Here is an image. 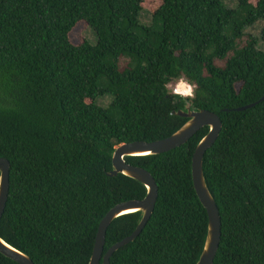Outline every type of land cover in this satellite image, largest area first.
<instances>
[{
    "label": "trees",
    "instance_id": "1",
    "mask_svg": "<svg viewBox=\"0 0 264 264\" xmlns=\"http://www.w3.org/2000/svg\"><path fill=\"white\" fill-rule=\"evenodd\" d=\"M145 1L0 0V158L10 164L0 239L33 264H89L107 212L146 196L139 182L106 176L114 148L168 138L186 122L171 112L188 102L222 125L202 160L221 221L213 264H264V0H233L234 9L226 0H159L149 26L140 22ZM257 22L259 38L246 33ZM79 23L95 45L70 43ZM181 79L194 96L169 90ZM207 133L124 158L150 174L158 195L141 233L109 264H196L207 214L191 158ZM139 219L112 221L103 255ZM0 264L16 263L0 254Z\"/></svg>",
    "mask_w": 264,
    "mask_h": 264
},
{
    "label": "water",
    "instance_id": "2",
    "mask_svg": "<svg viewBox=\"0 0 264 264\" xmlns=\"http://www.w3.org/2000/svg\"><path fill=\"white\" fill-rule=\"evenodd\" d=\"M254 105L238 108L242 112ZM172 116L186 119V122L168 138L151 143L133 142L121 144L114 148L111 158V170L106 173L109 178L122 175L143 185L146 196L140 201H127L116 205L102 218L98 225L92 255L89 264H109L111 256L120 248L133 242L149 221L157 200L158 190L154 179L145 170L133 167L124 162L126 157L154 156L167 153L185 145L200 129L207 127L208 133L197 144L191 158V179L198 200L207 214V232L201 254L196 264H213L221 237V221L217 206L210 195L202 170V160L205 152L215 143L221 131L220 118L206 110H195L186 103L182 110L171 112ZM10 164L0 158V219L5 210L9 191ZM140 213V219L133 233L122 241L110 247L103 255L105 234L108 226L123 215ZM0 254L16 264H33L24 254L10 247L0 239Z\"/></svg>",
    "mask_w": 264,
    "mask_h": 264
},
{
    "label": "rangeland",
    "instance_id": "3",
    "mask_svg": "<svg viewBox=\"0 0 264 264\" xmlns=\"http://www.w3.org/2000/svg\"><path fill=\"white\" fill-rule=\"evenodd\" d=\"M257 0H250V3L252 5L256 4ZM225 4L228 8L234 9L236 4L233 0H226ZM160 5V1L159 0H146L143 3V11L141 12V16H140V22L142 25L144 26H149L151 23V17H150V13ZM263 27V23L261 22H257L255 23L252 27L248 28L246 30V33L254 36L255 38H259L260 36V31ZM69 40L70 43L74 46H78L80 45L82 42L87 41L90 45H95L96 43V37L94 35V33L92 32L91 29H89L85 23H79L77 24L72 31L69 34ZM259 48L261 50H263L262 45H259ZM183 79L177 81L176 83L172 84L169 86V90L173 93V90L175 89L176 85H181V81ZM184 81V80H183ZM185 84H188L186 81H184ZM185 89L188 90L187 87H183ZM181 97V96H179ZM190 98V97H187ZM111 102V97L109 96H105L102 98H99L97 100V104L100 105L103 108H106Z\"/></svg>",
    "mask_w": 264,
    "mask_h": 264
},
{
    "label": "clouds",
    "instance_id": "4",
    "mask_svg": "<svg viewBox=\"0 0 264 264\" xmlns=\"http://www.w3.org/2000/svg\"><path fill=\"white\" fill-rule=\"evenodd\" d=\"M183 87H187L188 88V93H187V96L182 95V99H187V97L194 96L195 85L185 84V82L183 80L181 81V85L178 86V89H177V94L178 95H181L180 89L183 88Z\"/></svg>",
    "mask_w": 264,
    "mask_h": 264
},
{
    "label": "built area",
    "instance_id": "5",
    "mask_svg": "<svg viewBox=\"0 0 264 264\" xmlns=\"http://www.w3.org/2000/svg\"><path fill=\"white\" fill-rule=\"evenodd\" d=\"M178 86H179V85H176L175 89L173 90V94L182 97V95H178V94H177ZM181 91H187V93H188V90L185 89V88H181V89H180V92H181ZM185 96H187V95H185ZM191 97H192V96H191Z\"/></svg>",
    "mask_w": 264,
    "mask_h": 264
},
{
    "label": "bare ground",
    "instance_id": "6",
    "mask_svg": "<svg viewBox=\"0 0 264 264\" xmlns=\"http://www.w3.org/2000/svg\"><path fill=\"white\" fill-rule=\"evenodd\" d=\"M181 95H187V91H181Z\"/></svg>",
    "mask_w": 264,
    "mask_h": 264
}]
</instances>
